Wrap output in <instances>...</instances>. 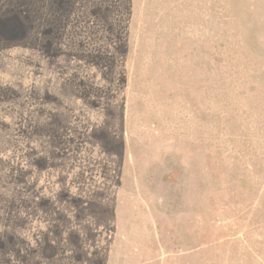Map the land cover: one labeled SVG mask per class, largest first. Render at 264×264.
Wrapping results in <instances>:
<instances>
[{
	"label": "rangeland",
	"instance_id": "1",
	"mask_svg": "<svg viewBox=\"0 0 264 264\" xmlns=\"http://www.w3.org/2000/svg\"><path fill=\"white\" fill-rule=\"evenodd\" d=\"M0 264H264V0H0Z\"/></svg>",
	"mask_w": 264,
	"mask_h": 264
}]
</instances>
